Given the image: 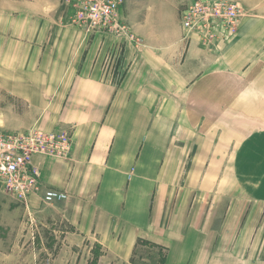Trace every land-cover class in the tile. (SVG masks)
<instances>
[{"label": "crops", "instance_id": "crops-1", "mask_svg": "<svg viewBox=\"0 0 264 264\" xmlns=\"http://www.w3.org/2000/svg\"><path fill=\"white\" fill-rule=\"evenodd\" d=\"M189 1L125 0L139 44L86 36L61 7L29 20L37 36L0 50V133L71 139L65 158L33 157L38 191L27 207L0 195V214L68 245L63 262L140 264L161 252L158 264H264V158L230 157L213 120L264 123V0H227L244 14L212 47L184 38ZM241 165L256 173L237 174ZM47 190L67 198L46 204Z\"/></svg>", "mask_w": 264, "mask_h": 264}, {"label": "built area", "instance_id": "built-area-1", "mask_svg": "<svg viewBox=\"0 0 264 264\" xmlns=\"http://www.w3.org/2000/svg\"><path fill=\"white\" fill-rule=\"evenodd\" d=\"M71 11L68 25L83 32H103L122 35L139 44L128 27L120 21L118 11L122 0H65ZM244 12L239 4L223 0H190L181 14L184 38L196 36L204 47H212L220 39L237 34ZM112 66V57L107 58ZM71 139L66 132L43 133L29 130L19 134L0 135V195L28 206V197L38 191L40 174L32 163L36 155L65 158L70 152ZM63 192L47 190L46 204L63 201Z\"/></svg>", "mask_w": 264, "mask_h": 264}, {"label": "rangeland", "instance_id": "rangeland-1", "mask_svg": "<svg viewBox=\"0 0 264 264\" xmlns=\"http://www.w3.org/2000/svg\"><path fill=\"white\" fill-rule=\"evenodd\" d=\"M124 2L125 0H122L123 4ZM61 7L64 12V17L66 15L68 18L71 17V11L67 8L65 0H0V50H5L6 47H8L9 50H16V45L25 41L26 37L28 38L32 36L34 38L37 36L38 24L34 21L33 23H29V20L37 17L41 18L45 15L53 18L55 14L59 15ZM121 8L118 11V14L120 16V21L123 24ZM83 33L86 36L94 33L108 34L103 32ZM130 33L132 32L130 31ZM111 35L112 37L123 38V40H125L122 35ZM3 93L4 87L0 86V102L3 98ZM3 109V104L0 103V111ZM213 120L214 123L218 122V127L221 129L223 138H226L228 140L227 142L233 145L232 149L228 152L230 157H235V160L264 158L263 122L252 119L251 122L247 123L246 120L240 118V116L232 118L221 117L219 119L217 117L213 118ZM0 135L9 134L0 133ZM236 145H242L244 148L238 150ZM240 151H243L244 154H239ZM215 153L216 156H224L220 151L216 150ZM43 156L52 159H60L56 156ZM247 168V166L241 165L240 168H236L237 174L256 173V171L249 172L250 169L248 168V171ZM187 169L188 168L185 167V171H187ZM189 170H191V168H189ZM21 219V216L8 218V216L0 214V264H75L74 262H63V259H60L62 258V255H69L67 253L73 255V251L68 245L64 246L63 243H59L58 245V242L60 241L55 243L51 239H47L48 235L44 234L43 230L37 229V223L35 220L32 222L34 224L33 228L30 229L29 226L21 224ZM48 233L50 232L48 231ZM143 250V254H146L147 252L149 256L148 252L155 251V248L146 245L143 247ZM83 251L84 248L82 247V252ZM74 252L77 253L76 250ZM72 255L71 257L74 258ZM161 256V252L160 254L155 252L153 255L149 256V261L151 264H158L157 262ZM150 262H147L146 260L138 261L140 264H150Z\"/></svg>", "mask_w": 264, "mask_h": 264}, {"label": "trees", "instance_id": "trees-1", "mask_svg": "<svg viewBox=\"0 0 264 264\" xmlns=\"http://www.w3.org/2000/svg\"><path fill=\"white\" fill-rule=\"evenodd\" d=\"M138 244H139V242H138ZM160 263H162V259L160 260L159 264H160Z\"/></svg>", "mask_w": 264, "mask_h": 264}]
</instances>
